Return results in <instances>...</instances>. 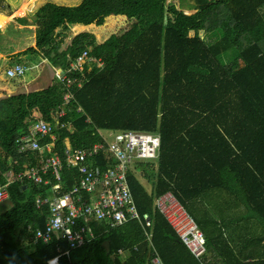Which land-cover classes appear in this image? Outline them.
<instances>
[{
	"label": "trees",
	"instance_id": "trees-1",
	"mask_svg": "<svg viewBox=\"0 0 264 264\" xmlns=\"http://www.w3.org/2000/svg\"><path fill=\"white\" fill-rule=\"evenodd\" d=\"M0 5L8 9H0V22L18 11ZM193 9L187 15L168 0H83L76 7L48 2L35 12L36 45L8 63L42 54L53 76L41 90L0 96V185L8 173L17 177L0 204V264H152L155 257L163 264H264V0H195ZM111 18L122 19L121 30L100 40L73 31L102 28ZM85 52L103 65L90 61L69 72ZM55 68L68 71L72 84L57 79ZM39 120L53 126L55 140H36L55 148L22 151L20 140ZM126 132L162 138L158 158L126 173L140 220L114 228L111 220L79 221L71 228L84 229L83 244L62 239L63 231L49 243L36 241L34 231L45 230L49 216L39 203L80 186L81 167L67 163V143L104 145L86 165L107 171L119 164L110 142ZM52 154L63 169L45 172ZM166 195L204 234L201 261L158 207ZM120 249L127 258L115 256Z\"/></svg>",
	"mask_w": 264,
	"mask_h": 264
},
{
	"label": "built area",
	"instance_id": "built-area-1",
	"mask_svg": "<svg viewBox=\"0 0 264 264\" xmlns=\"http://www.w3.org/2000/svg\"><path fill=\"white\" fill-rule=\"evenodd\" d=\"M94 61L96 66L103 65L100 59L90 57L88 52L78 56L77 60L72 63V68L69 72L77 71L78 68L83 70L84 65ZM29 67L24 63L11 64L5 68L4 76L6 80L21 81L28 72ZM90 70L92 68L90 67ZM55 68V76L67 85L72 82L68 77V73ZM71 100V95L65 96L66 103ZM81 109H79L80 111ZM64 114V112H62ZM35 116H38L35 114ZM31 135L22 137L21 149L25 150H41L44 149L51 151L55 148V144L51 142L46 148L42 149L39 145L40 138L51 136L53 140V126L43 120H39L31 127ZM162 138L160 135H154L144 132H126L117 134L110 142L109 152L113 155L119 164L112 167L107 166V171L99 169H87L86 162L88 158L96 156L104 149V145L96 144L90 150L72 149L70 144L67 143L66 161L70 165L80 166V186L74 188L69 193L61 196L54 197L53 201H44L39 203L46 213H49L46 229H38L34 231V238L36 241L43 240L49 243L53 239V234L58 231H63L66 239L72 243L83 244L87 240V236L83 235L84 229L81 233H74L71 225H77L79 221L89 222L94 219L96 221L111 220L112 226L117 227L132 220H140V215L134 203V198L126 181V173L135 162L152 160L159 157L161 149ZM48 169L61 171L63 169L62 159L57 154H52L46 162L45 172ZM57 175V173H56ZM26 176H37L32 172H27ZM22 177V176H21ZM20 179L22 180L23 177ZM7 183L3 186L0 185V204L8 199V187L17 181L16 175L11 172L6 174ZM34 178V177H33ZM60 181L59 178H57ZM23 181V180H22ZM38 181H41L38 179ZM61 190L60 186H56L54 191ZM87 196L88 199L83 197ZM177 202L173 195H166L157 200V205L161 211L167 216L168 220L173 225L178 236L182 242L189 248L192 255L199 261L203 256L208 253L205 246L204 234L198 229L195 221L187 214L180 203ZM180 206V208H177ZM184 209L185 212L182 211ZM147 226H152V222L148 216H144ZM33 229V227H31ZM71 243V244H72ZM73 246V245H72ZM124 250L120 249L115 256H122ZM51 264H58V258L50 261ZM152 264H163L159 257H155Z\"/></svg>",
	"mask_w": 264,
	"mask_h": 264
},
{
	"label": "rangeland",
	"instance_id": "rangeland-1",
	"mask_svg": "<svg viewBox=\"0 0 264 264\" xmlns=\"http://www.w3.org/2000/svg\"><path fill=\"white\" fill-rule=\"evenodd\" d=\"M0 1H5V5L7 7H11L13 11L16 12L18 10L16 13L14 12L15 14L11 18H7L2 22H0V61L5 60V58L8 59L10 58L11 55L17 54L20 51L26 50L25 48L29 46H35L34 39L36 37V30L41 28V23L38 24L34 23L35 22L34 14L43 5L49 2L56 4L58 6L76 7V6H80L83 3V0H35L32 2L31 5H29V7L26 10L22 11L24 5L28 4L30 0H0ZM168 3H175L178 6H181L182 10H184L187 15H191L196 12V10L193 9L195 7V0H168ZM3 7H4L3 5H0V9L4 12H7L8 9ZM19 7L21 8L18 9ZM19 11L21 13L23 12L25 13L24 18L19 19L20 17ZM17 13L19 14L16 16ZM27 17H29V24L21 25L19 21L20 20L23 21ZM122 24H123L122 19L111 18L102 28L93 27L89 29H79V30L74 29L73 31H76V33L77 31H79V33L81 34L88 33L93 35L97 40H100L105 34L109 35L114 31L115 32L120 31ZM65 47L66 44H62L60 49ZM38 59H39L38 57L36 58L30 57L28 58L27 61L28 63L30 61V63L33 65L34 63L38 62L36 61ZM20 61L23 63L25 60H20ZM8 65H10V63L8 64L0 63V75L3 81V83H0V86L1 87L6 86L8 88H11L12 87L11 85H13L14 82H18V81L5 79L3 71H5V68L8 67ZM39 70L40 67L35 68V70H31V71L29 70L26 73L25 77L27 83L32 82L36 78L35 75L38 73ZM49 75H52L51 70H49ZM44 83L46 84V80L44 81ZM5 94L6 93L0 94V96H3ZM103 135H106V132H104ZM175 203H179V202L177 201ZM177 208H180V206H177ZM182 211L185 212L184 209H182Z\"/></svg>",
	"mask_w": 264,
	"mask_h": 264
},
{
	"label": "crops",
	"instance_id": "crops-1",
	"mask_svg": "<svg viewBox=\"0 0 264 264\" xmlns=\"http://www.w3.org/2000/svg\"><path fill=\"white\" fill-rule=\"evenodd\" d=\"M23 13H21L20 16ZM31 57H34V58L38 57L39 59L36 60L38 62L34 63L33 65L30 63V61L28 63L27 60L30 57H27L25 55L21 56L20 59H18L15 62L22 63L20 60H25L23 63L29 67L30 71L31 70H35V68L40 67V70L35 75L36 78L32 82H28L27 83L26 77H24L23 80L18 81V82H14L15 84L13 83V85H11L12 86L11 88H8L6 86H2V87L0 86V89H1L0 90V94H4V93H6V94H15V93L23 92V91H25L26 93H29L31 91L30 87L32 89H34V91L41 90L44 87V85H45L44 81L46 80V84H47L52 79L54 66L49 62L48 58L46 56L42 55V54H37L36 56L33 55ZM99 59L102 61L101 58H99ZM0 63L1 64H3V63L4 64L5 63L8 64V59L5 58V60H1ZM102 63H103V61H102ZM8 66H11V64L8 65ZM49 70H51L52 75H49ZM0 83H3L2 79H1V75H0ZM124 251H125L124 254L122 256H120V257L125 259V258H127V253L128 252H126L127 250H124Z\"/></svg>",
	"mask_w": 264,
	"mask_h": 264
},
{
	"label": "water",
	"instance_id": "water-1",
	"mask_svg": "<svg viewBox=\"0 0 264 264\" xmlns=\"http://www.w3.org/2000/svg\"><path fill=\"white\" fill-rule=\"evenodd\" d=\"M104 246L107 248V252H110V246H109V243H104Z\"/></svg>",
	"mask_w": 264,
	"mask_h": 264
}]
</instances>
